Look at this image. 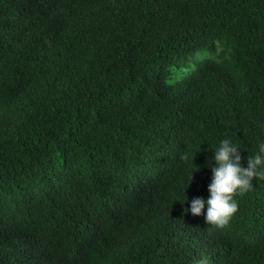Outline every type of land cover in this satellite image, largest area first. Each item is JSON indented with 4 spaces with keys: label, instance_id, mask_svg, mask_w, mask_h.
Masks as SVG:
<instances>
[{
    "label": "trees",
    "instance_id": "trees-1",
    "mask_svg": "<svg viewBox=\"0 0 264 264\" xmlns=\"http://www.w3.org/2000/svg\"><path fill=\"white\" fill-rule=\"evenodd\" d=\"M224 137L264 139V0H0V264H264V179L185 212Z\"/></svg>",
    "mask_w": 264,
    "mask_h": 264
},
{
    "label": "clouds",
    "instance_id": "clouds-1",
    "mask_svg": "<svg viewBox=\"0 0 264 264\" xmlns=\"http://www.w3.org/2000/svg\"><path fill=\"white\" fill-rule=\"evenodd\" d=\"M240 149L242 148L230 137L218 141L217 146L212 149V156L207 158L211 169V180L207 185L209 195L206 198L194 196L185 212L201 215L202 210H205V221L218 227L229 222L238 209L236 194L249 191L253 187L254 177L264 179V139H258L256 151L251 156L247 155L246 166L241 164ZM194 158L187 151L181 155L182 160H192L193 163ZM195 170L190 173V182Z\"/></svg>",
    "mask_w": 264,
    "mask_h": 264
}]
</instances>
